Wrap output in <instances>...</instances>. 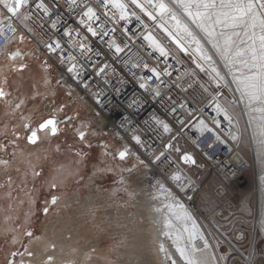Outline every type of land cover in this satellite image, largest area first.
<instances>
[{"label": "rangeland", "instance_id": "rangeland-1", "mask_svg": "<svg viewBox=\"0 0 264 264\" xmlns=\"http://www.w3.org/2000/svg\"><path fill=\"white\" fill-rule=\"evenodd\" d=\"M164 2L179 18L189 23L201 46L213 57L224 76L234 78L243 74L237 71L242 65L229 64L216 53L208 37L190 23L178 0ZM147 21L150 22V19ZM156 34L165 37L158 28ZM173 48L183 54L174 44ZM16 53L20 55L13 58ZM186 54L183 55L193 62L192 55L189 52ZM20 65H24L22 70ZM201 72L224 90L222 99H226L228 104L241 102L243 113L239 108V115L244 140L239 143V150L251 167L245 174L247 183L240 187L226 184L216 174L203 176L202 189L192 203L195 206L193 213L211 244L214 258L211 254L206 262L197 264H246L242 258L233 255L222 236L228 238L244 257H248L251 264H264V178H260L264 175V131L261 130L264 113H254L252 109L256 105L249 102L246 106L251 114H248L233 84V89H225L214 74L210 75L206 70ZM0 87L9 93L0 98V161H8L0 163V264H123L121 247L124 239L120 237L126 231L121 234L115 231L117 224L126 219L132 223L136 221L138 211L143 210L137 207L143 195L148 196L147 201L153 211L159 210L166 215L169 201L154 198L152 190L143 185L146 183L142 181L141 174L139 178L138 174L131 173L139 169H136L134 160L119 159L118 153L122 149L114 139L107 135H93L92 118L79 102H69L71 95L58 84L54 68L35 53L26 38L1 57ZM17 104L20 106L16 107ZM235 110L238 111L237 108ZM67 117L72 118L71 123H59L56 135H52L49 129L39 130V125L49 118L63 121ZM233 122L237 127L240 125L235 120ZM250 123L257 132L260 131L256 136L260 139L258 143L252 135ZM31 130H37L39 139L36 144L29 143L27 139ZM81 131L85 133L83 141L79 139ZM197 160L202 162V159ZM258 161H261L260 169ZM111 163L122 170L121 174L108 169ZM153 169L162 176L154 166ZM188 172L192 176L197 173L195 169ZM129 182L133 186L130 187ZM142 186L145 192L141 191ZM219 187L224 190L222 195L218 193ZM228 201L235 204L233 215L224 211V203ZM83 205L96 207L90 212L93 218L88 212L81 211ZM110 213L113 214L110 216ZM70 216L72 220L69 222ZM168 216L171 219L168 229L182 231L183 220L174 213ZM79 221H82L80 226ZM28 232L32 236H28ZM164 235L162 258L165 261L161 264H189L190 261L181 252L185 253L189 248L187 243L183 242V246L177 243L173 247V243L168 242L170 235L166 231ZM39 246L44 249L42 254ZM81 248H84L82 259L79 258ZM58 249H65V252L61 253ZM176 251H179L178 255ZM30 252L32 255H29ZM49 257H52L51 261Z\"/></svg>", "mask_w": 264, "mask_h": 264}, {"label": "built area", "instance_id": "built-area-1", "mask_svg": "<svg viewBox=\"0 0 264 264\" xmlns=\"http://www.w3.org/2000/svg\"><path fill=\"white\" fill-rule=\"evenodd\" d=\"M42 2L48 11L38 7L41 0H29L21 8L22 15L11 20L15 34L4 28L0 35V59L26 38L35 53L54 68L58 84L71 95L69 102H79L92 118L94 135L110 136L122 151L127 149L126 160L138 155L141 161L136 169L146 179L160 177L179 194L177 183L168 179L162 170L166 166L175 168L187 176V185H192L187 194L194 197L201 191L203 176L207 174H216L226 184L237 187L244 184L243 173L246 174L250 164L241 156L239 143L227 132L225 125L228 123L215 117L224 90L195 67L186 55L175 50L167 38L157 35L156 24L151 20L148 22L145 14L128 0H121L126 5L127 20L118 19L121 10L113 5L105 7L102 0H77L78 6L70 5L67 0ZM86 7L96 9L99 20H85V24H81ZM3 15L2 21L6 24L8 14L3 12ZM87 24H91L97 33H101L102 27L109 35L92 36L87 31ZM68 31L73 32L71 37L65 35ZM149 34L165 48L166 56L145 38ZM57 41L62 49L50 51L46 47ZM110 43L113 47H109ZM81 44L91 50L81 49ZM115 44L124 51L115 53ZM73 63L79 75L76 70L68 71ZM145 64L147 69L143 67ZM104 65H107L105 71L98 72ZM152 68L161 73L158 79L151 73ZM141 83L146 84L148 90L141 88ZM156 120L166 123L170 131H163ZM135 136L141 138L140 144L133 139ZM167 144L174 147L168 149ZM161 153L164 155L160 156ZM183 153L190 154L196 164L183 163ZM157 156H160L159 160ZM153 166L162 176L155 175ZM190 169L197 173L192 176L188 172ZM231 173L241 182H232ZM218 193H224L222 187ZM223 208L230 215L236 212L235 204L230 201L224 203Z\"/></svg>", "mask_w": 264, "mask_h": 264}, {"label": "snow or ice", "instance_id": "snow-or-ice-1", "mask_svg": "<svg viewBox=\"0 0 264 264\" xmlns=\"http://www.w3.org/2000/svg\"><path fill=\"white\" fill-rule=\"evenodd\" d=\"M70 5H77V0H67ZM133 4L139 7L141 10L145 11L146 14L152 19L157 20V16L153 12H148L144 4L140 3V0H131ZM29 3V0H0V9L7 13L8 23L4 24L0 20V24H4L0 27V35H3L4 28L15 34L16 29L12 28L11 20L13 18H19L22 13L20 9ZM105 7L113 5L121 10V15L118 19L127 20L128 15L126 14V5L121 2V0H102ZM183 12L188 17V20L197 29L202 31L205 36L208 37V42L212 44V47L216 50V53L221 56L229 64L242 65V68H238L237 71H241L243 74L237 79L242 84V91L249 98L250 103H254L253 111H260L264 113V0H178ZM147 4L154 9L158 10L160 19H163L167 15L172 21H174V26L187 38L191 43L197 45V51H202V46L200 40L191 30L189 23L183 22L175 12H173L169 6L164 2V0H147ZM78 6V5H77ZM38 7L44 8L48 11L47 6L42 2ZM106 15V13H105ZM134 15V13H133ZM96 9L92 7H86L83 11L81 24H85L87 21L99 20ZM138 18V17H137ZM87 31L92 34V36H97L102 34L103 36H108V32H104L101 27V33H97L96 29L87 24ZM55 27V25H53ZM163 27V25H161ZM219 27V31L217 28ZM229 30V31H226ZM164 31L171 37L177 45L184 50L187 49L181 43L176 36L169 32L167 28ZM66 36L71 37L73 35L72 31L65 33ZM77 35H79L77 33ZM146 39L152 41L153 45L158 48L162 56H166L168 53L164 47L160 46L155 38L149 34ZM235 38V39H234ZM46 47L50 51H56L57 49H62V45L57 41L49 43ZM109 47H113V44H109ZM80 48L85 51H90L86 44H81ZM115 53H121L124 48L120 47L119 44H115L113 48ZM20 55L16 53L13 55ZM75 59V58H73ZM205 59L211 61L212 56L205 54ZM139 66V65H138ZM24 65H20L19 68L22 70ZM107 65H104L98 69V72H104ZM144 68H148V65H143ZM16 70V69H14ZM76 70V65L73 63L69 68V72ZM151 73L155 78H159L161 73L155 68L150 69ZM213 71H216L214 68ZM77 75H79L78 70H76ZM171 73H169L170 75ZM217 75L219 73L217 72ZM152 77H149L151 79ZM87 87V85H85ZM140 87L148 90L146 84L141 83ZM9 95L4 87H0V98ZM156 95H159V90L156 91ZM20 105L17 104L16 107ZM183 108V105H180ZM219 110V108H218ZM72 118L67 117L63 121H58L55 118H49L39 125V130L49 129L52 135H56L58 131L59 123H71ZM264 120V116H262ZM156 123L160 124L163 131L169 132V126L163 121L156 120ZM27 127V125H26ZM262 130H264V123L261 124ZM85 138V133L81 131L79 133V139L83 141ZM29 143L36 144L39 137L37 135V130H31L30 135L27 137ZM137 144L141 143V138L139 136L133 137ZM168 149L174 147L173 144H167L165 146ZM180 151L179 148L175 149ZM164 154L161 153L160 156ZM119 159L124 160L128 156V150L120 151L118 153ZM160 156L156 159L159 160ZM181 159L185 164H196V160L188 153H183ZM0 163H8V161H0ZM142 163V162H141ZM39 175V173H35ZM175 181H180L181 176L175 175L173 177ZM55 203V198L53 199ZM47 212V208L45 209ZM28 236H32L31 232L27 233ZM207 247V242H205ZM183 254V250H181ZM15 255V253L13 254ZM29 255H32L30 252ZM52 257H49L51 261ZM189 264H192L190 261Z\"/></svg>", "mask_w": 264, "mask_h": 264}, {"label": "bare ground", "instance_id": "bare-ground-1", "mask_svg": "<svg viewBox=\"0 0 264 264\" xmlns=\"http://www.w3.org/2000/svg\"><path fill=\"white\" fill-rule=\"evenodd\" d=\"M140 3L144 4V6H145V8L147 9L148 12H153L157 16V20H151V21L154 24L159 23V24L163 25V27L161 28L162 29L161 31L164 33L166 38H167L168 34L164 31V28H167L169 32H172L176 36V38L181 41V43L187 49L186 52H189L192 55V57L194 58V60L198 63V65L202 66V67H200L201 71L202 70H206L208 73H210V75H211V73L214 74L217 77V79L220 82H222V84L225 86V89H228V90H230V88L233 89V85H234L236 87L234 89L238 90L237 93H240L239 96H241L242 104L244 103L243 107L245 108V111L248 114H251V112L249 111V109L246 106V105L249 104V98L242 91L243 86L240 83V81L237 79L239 76L238 77H234V78L233 77L228 78L227 76H224L221 73V71L219 70V67H218L217 63L214 61L213 57H212L211 61L205 59V54L209 55V53L206 51L204 46H202V51H197V45L194 44V43L189 42L188 39L185 38L183 36V34L174 26V21H172L167 15H165V17L163 19H160L158 10H156L153 7L149 6L147 4V0H140ZM140 12L142 14H146L145 11H141L140 10ZM180 19L184 22V19H182L181 17H180ZM182 51H184V50H182ZM214 68L216 69V71H213ZM217 72L219 73V75H217ZM233 104H231V103L228 104L226 99H222V100L220 99L219 104H218L219 106H217L216 109H215V117H216V119H221L222 120L221 122L226 121L228 123L227 125L224 124L227 132L229 133L230 137L234 141L236 140L238 143H240V142H242V140H244L243 136H242V129L240 127L241 126V119H240V115H239V108H240V110H242L241 109L242 106H241V102H239V101H234ZM218 108H219V110H218ZM235 108H237L238 111H236ZM255 112H257V111H254V113ZM258 112H260V111H258ZM258 112H257V114H258ZM242 113H243V110H242ZM260 114H261V112H260ZM260 114H259V116H260ZM252 115H254V114H252ZM233 119L236 122L240 123V125L238 127L233 122L234 121ZM101 121H102V123H105V121L103 119H101ZM229 122L231 123V125H230ZM242 122H243V120H242ZM250 128H251V131H252V135L256 138V136L258 135V133L260 131L257 132L256 127H254L252 123H250ZM93 135H94V133H93ZM248 142H249V140H248ZM255 142L256 143L260 142V139L256 138ZM239 147H240V145H239ZM40 149L44 150L45 148L41 147ZM242 155L243 154L241 153V156ZM131 158L129 160L130 161L134 160L133 162H134L135 167L141 161V159L136 154L134 156L132 155ZM257 158H258V155H257L256 159ZM257 163H258L257 167H258V169H260L261 168V161H258ZM170 165H173V164L170 163ZM175 165L178 166L176 163H175ZM250 167H251V164L249 165L248 171L250 170ZM108 169L111 170L112 173L114 172L116 174H121L120 172L122 171L118 166H116V165H114L112 163H111V165L108 166ZM133 170H136V169H133ZM162 170H163L164 174L167 175V178L170 179L171 181H175L173 179V177L175 175L178 174V175L181 176L180 181H175L177 183V185H178L177 187L179 189V194L176 193L174 191L175 189L173 190L170 187V185L166 181L161 179L160 177L153 176L152 178L146 179L145 176L141 175V177L143 178L142 181H145V183H146V185L145 184H143V185L145 187L148 186V188H150L152 190V196L154 198L160 197L162 199H166V200L169 201V210H168L167 215L164 214L162 211H159V210L157 212L153 211L152 210V206L150 207V205L148 203V201H149L148 196L146 197V196L143 195L142 200L141 199H140V201L138 200V205H137V207H139L140 209L143 208V210H141V211L139 210L138 211V213L136 215V221L132 223L129 219H126L125 222H123L122 224H119V225L117 224L116 227L114 226L115 227V231L120 232V234L122 233V231H126L125 233H122L121 237H120V239H124L123 243H122V247L123 248L121 247V253H122V256L124 257L123 264H161L162 261L164 260L162 258L164 256L163 247H162V245H163L162 244V239L165 236L164 235L165 231L170 235L171 239L168 237L170 239L168 242L173 243V244H171V245H173V247H175L174 245H176L177 243L180 244V245L183 242L187 243V244L186 243L185 244L187 245V248L188 247L189 248L185 250V253H183L184 254L183 256H184V258L186 260L191 261L192 264H197V262L199 263L200 261H205L206 262L209 259V256L211 257L212 247H211V244H210L209 240L205 236V233H204L203 229L199 225L198 220L196 219V217H195V215L193 213V212H195V206L192 205V203L194 201V196L187 194V191L192 187V185L188 186L187 184L189 183V180L187 179V176L184 173H182L180 171H177L175 168L171 169L169 166H166V167H163ZM130 171H132V170H130ZM139 172L140 171H132L131 173H133V175L134 174H138L139 178H141L140 175H139V174H141V172L140 173ZM240 173H241V171H239V174ZM244 173H243V178H245ZM133 175H132V177H133ZM258 176H260V175H258ZM229 177L230 178L233 177L232 178V182H234V181H236L237 183L241 182V179L235 178L236 175H234L233 173H231V175ZM260 178H264V175H263V177L260 176ZM246 181L247 180L245 179V181L243 183L244 184L247 183ZM127 184H131L130 187L133 186V183L129 182ZM144 186H142L140 188L141 191H144V189H145ZM66 203H68V202H66ZM81 208H82L81 211L83 213L86 211V212H88V215H91L92 218L94 217V216H92L93 214L90 213V212H91V210H93L96 207H94L93 205H83ZM120 213H122V210L120 211ZM169 213H174L176 215V217H179L181 220H183L184 225L182 226V229H181L182 231H180V229L179 230L178 229H174V230H169L168 229V224L171 223V219L168 216ZM112 214L113 213H110V216ZM138 215H140L141 217H139ZM263 219H264V217H263ZM71 220H72V216H70L69 222ZM262 221H264V220H262ZM81 223H82V221H79V226L81 225ZM260 223H262V222H260ZM259 227H260V225H259ZM219 233H221V232L219 231ZM183 236H184V238H183ZM222 239L224 240L225 243L229 244L228 246H230L231 251L233 252V255H235V256H237L239 258H242L245 261L246 264H251V262H250L251 260L248 257L247 258L244 257L230 243L228 238H226L225 236H222ZM80 240L81 239L79 238V242H80ZM184 240H186V241H184ZM205 242H207V247L205 246ZM183 244H182V246H183ZM169 245H167V246H169ZM164 248L166 249L167 247L164 246ZM171 248L169 247V249H171ZM185 248H186V246H185ZM38 250H39V252L41 254L44 252V249H43L42 246H39ZM58 250L61 253L65 252V249H58ZM83 250H84V248L79 249V252H80L79 253V258L80 259H82L81 257L84 255ZM177 250H179V249H177ZM178 252L176 251L177 255H178ZM173 254H174V250H173ZM180 255H181V253H180ZM170 256L172 258L178 257V256H173V255H170ZM212 256H213V254H212ZM213 258H214V256H213ZM177 259L178 258H176L175 260L177 261ZM229 263L230 262H228V264ZM102 264H104V263H102ZM180 264H181V262H180Z\"/></svg>", "mask_w": 264, "mask_h": 264}, {"label": "water", "instance_id": "water-1", "mask_svg": "<svg viewBox=\"0 0 264 264\" xmlns=\"http://www.w3.org/2000/svg\"><path fill=\"white\" fill-rule=\"evenodd\" d=\"M128 1H130V3H132L131 2V0H128ZM133 4V3H132ZM138 10H141L139 7H137L135 4H133ZM21 10V9H20ZM141 11H143V10H141ZM146 15V14H145ZM147 17H148V15H146ZM150 20H152L150 17H148ZM156 26H157V28L161 31L162 29V27H161V24H159V23H156ZM162 32V31H161ZM167 38L175 45V46H177L179 49H181L178 45H177V43L171 38V37H169V36H167ZM182 50V49H181ZM183 54H186V52H184V51H181ZM187 55V54H186ZM197 68H200V66L198 65V63L193 59V62H192ZM119 157V156H118ZM182 160V159H181ZM183 162V161H182ZM184 163V162H183Z\"/></svg>", "mask_w": 264, "mask_h": 264}, {"label": "crops", "instance_id": "crops-1", "mask_svg": "<svg viewBox=\"0 0 264 264\" xmlns=\"http://www.w3.org/2000/svg\"><path fill=\"white\" fill-rule=\"evenodd\" d=\"M3 17H4V15H3V11H2V9H0V20H2L3 19ZM10 51V50H9Z\"/></svg>", "mask_w": 264, "mask_h": 264}]
</instances>
